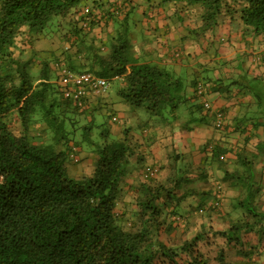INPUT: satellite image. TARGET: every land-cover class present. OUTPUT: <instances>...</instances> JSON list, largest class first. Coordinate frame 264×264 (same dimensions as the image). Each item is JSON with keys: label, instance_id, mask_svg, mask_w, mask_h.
Segmentation results:
<instances>
[{"label": "trees", "instance_id": "obj_1", "mask_svg": "<svg viewBox=\"0 0 264 264\" xmlns=\"http://www.w3.org/2000/svg\"><path fill=\"white\" fill-rule=\"evenodd\" d=\"M146 2L151 8L177 7L201 17L200 35L218 44L217 51L219 44L238 48L229 33L234 23L243 26L240 42L252 46L251 51L264 43V0ZM107 6L120 7L116 18L123 19H117L120 28L107 41L95 44L90 39L93 29L115 19L112 13L102 14ZM86 8L100 15L85 14ZM135 8L131 0H0V264H210L211 254L199 244L212 245V237L221 236L232 246L243 243L244 233L255 232L259 244L264 242L253 161L244 156L243 169L232 177L226 172L229 180L237 177L238 186H244L242 219L227 232L202 231L189 237L188 218L180 206L196 190L176 152L164 177V168L150 161L143 150L147 145L135 138L134 128L124 129L117 138L112 111L90 109L91 98L80 106L65 97L59 85L62 67L75 74L91 72L111 83L107 96L114 91L133 113L146 110L159 116L161 125L175 128L181 104L189 101L185 84L162 62L137 60L128 23ZM221 31L225 34H216ZM245 74L255 85H241L242 95L254 96L262 119L253 125L264 132V74ZM206 85L208 97L225 92L221 84ZM105 94L96 97L100 103ZM194 99L199 103L192 111L197 109L202 120L213 119L217 130L226 132L227 126L218 125L219 114L223 124L228 118L226 111L208 108L198 95ZM189 122L184 124L187 129ZM101 124L107 128L100 133ZM151 125H156L153 119L143 126ZM261 145L259 152L264 150V142ZM212 149L213 156L221 152L219 159L227 160L220 146ZM91 154L96 161L89 175L84 173V159ZM147 168L157 169L158 175L148 177ZM219 192L224 197L223 186ZM209 209L214 210L211 205L198 212L203 217ZM248 244L257 247L253 241ZM255 253L244 249L237 264H261L264 253L254 262ZM215 260L224 264V253Z\"/></svg>", "mask_w": 264, "mask_h": 264}, {"label": "crops", "instance_id": "obj_2", "mask_svg": "<svg viewBox=\"0 0 264 264\" xmlns=\"http://www.w3.org/2000/svg\"><path fill=\"white\" fill-rule=\"evenodd\" d=\"M131 1L136 6L134 12L128 17L130 21L128 22L129 26L131 25L130 23H134L131 25L132 29L134 28V32H132L134 33V44H141L138 42L144 38H146V43L152 42L149 46L150 49L144 48L143 52L141 47H137L136 45L137 55L144 56L145 54L150 59L162 62L167 67L177 66L175 67V72H179L178 77L184 82L185 95L189 98L188 102L181 104L180 110L186 109L185 113L188 114L191 129L182 126L184 124L177 126L178 123L175 124L174 129L163 125H151L145 128L143 126L144 122L142 123V119L146 120L145 117L140 112L133 113L130 107L117 94H114V91L113 93L111 91L108 96L105 94L107 97L103 98L104 101L102 103L99 102V98H96V96H90L89 98L92 101L90 109H100L99 112L112 111V121L113 117L117 118V122L113 121L114 123H112V131L117 138L123 137L124 129L134 128L135 138L138 141L140 140V142L144 141L147 145L143 150L150 154V161L152 160L151 162L164 168V177L169 172L166 168L173 161L172 154L176 152L181 158L182 167L189 175L191 174V179L193 180L192 185L195 187L194 190H196L194 196L184 200L180 206L181 212L188 218V226L191 229L189 237H193L197 233H202V231L203 233L206 231L209 232L210 230L214 232H227L232 225L241 220L245 215L240 206L245 193L242 190L244 186L241 185V188L238 186L239 182L236 181L237 177L229 180L237 169H243L240 161H242L244 156L255 163L257 184L255 187L256 203L258 208L264 212V150L259 152V146L261 144L263 145L264 142V132L258 131V127L253 125L255 122L260 123L262 112L256 111L255 107L257 103L254 96L252 94L242 95L243 91L241 89V85L253 87L252 83L249 84L246 78V71L252 75L264 74V43L259 47H254L253 51L256 50V52L251 51L252 46L248 47L240 42L243 38L241 36L243 26L237 23L232 24L231 32L226 29L224 31L229 32L233 36L238 48L229 43L220 44L219 51L217 52L225 63V66L221 68L223 69V73L218 71V67H213V75L207 78H199L193 72L195 66L184 61V58L186 55H190V59H193L198 57L199 53L203 50L214 49L207 39L203 40L202 38L200 41H195L190 36L191 32L187 30L197 28L199 24H202L201 20H199V23L197 21L191 22V20L186 21L184 18L182 19L179 16L181 12L177 7L175 9L170 7L167 10H163L149 7L146 2L147 0ZM108 7L102 10V14L112 13L115 15V19L112 21L105 20V22H101L100 26L93 29L92 33H90V38L95 44H99L98 39L103 40V42L107 41L109 34L114 33L120 28V23L117 19L123 18H116L115 8ZM224 31L217 32L216 34L224 35ZM135 33H138V35L136 34L135 36ZM208 37L213 38V34L209 33ZM249 40L254 45L255 40ZM203 42L205 47H202ZM251 52L256 55L255 57L259 58V60H256L257 62H255V57H252L253 54ZM248 53L251 55H248ZM241 55H244V57L242 58L243 60L239 61ZM168 59L171 62L170 66L167 65ZM199 62L201 61L199 60ZM213 64H215V61ZM204 67L212 70V68H208L206 65ZM183 69H186L187 74L194 76L191 85H187L185 76L180 72ZM225 76L226 78L223 79ZM202 80L207 81L213 86L221 84L225 91L223 93L214 92L209 94L208 100L212 103L216 111L224 110L228 114V118L223 124L227 126L226 132L218 131L213 119L202 120L203 115L197 109L194 108L192 111V108L199 103L194 97L197 95L196 85L198 81L201 82ZM261 83L260 85L263 86L264 83ZM243 96L244 98L242 99L241 97ZM238 99H242L243 102L241 101V104L238 103ZM193 112L195 113L194 117H191V113ZM180 120L181 118L178 121ZM246 128L250 129V131ZM143 129H146L144 130L146 139H143ZM263 129L261 127L262 131H264ZM244 130H248L249 132L247 131L245 133ZM259 132L260 137H258ZM256 134H258L257 137H255ZM248 139H250L249 142H247ZM215 145L220 146L221 150L225 151L224 154L227 157L226 162H222L219 159L221 152L213 156L212 148ZM233 151H240L239 154L241 156L233 155V153H236ZM94 168H92L90 173H87L84 167V173L91 175ZM134 170V179H136L137 168L134 167ZM139 170L138 173H141V169ZM227 171L231 175L229 178H227L228 176L226 177ZM217 183L223 186L224 197L221 201L224 209L223 213L215 207L217 202L216 195L219 192ZM211 205L214 210H207L202 217L198 211L202 208L211 207ZM210 236H213V234H210ZM258 236L255 232L249 233L248 235L244 233L243 243L239 245L235 243L232 246L223 237L216 236V238H211L212 245L201 242L199 246L201 250L211 254L212 262L210 264H221L220 261L215 260L219 253H224V264H237L242 260L238 253L243 252L244 249H251L252 251L256 249L253 261L258 262L260 253H264V242L259 244L260 236ZM250 241L255 242L253 245H257V247L249 245L248 243ZM261 264H264V257L261 260Z\"/></svg>", "mask_w": 264, "mask_h": 264}, {"label": "rangeland", "instance_id": "obj_3", "mask_svg": "<svg viewBox=\"0 0 264 264\" xmlns=\"http://www.w3.org/2000/svg\"><path fill=\"white\" fill-rule=\"evenodd\" d=\"M200 14V13H199ZM181 15V17L182 18H184L186 21H190L191 20V22H195V21H197V22H199V20H201L200 18H197V17H195L194 15L193 16H191V15H189V13L187 12V13H181L180 14ZM179 15V16H180ZM179 16H177V17H179ZM200 23V22H199ZM131 25H133L134 23H130ZM130 25V30H131V35H132V41H134V33H132V32H134V28L132 29V26ZM129 27V26H128ZM200 28H201V24H199V26L197 27V28H195V29H191V30H189V29H187L188 30V32H191V34H190V36L195 40V41H200L203 37H202V34L200 35V33H202L201 32V30H200ZM136 34L138 35V33H135V36H136ZM199 34V35H198ZM91 39V38H90ZM143 40H145V41H143ZM143 40H140L138 43H141V44H134V42H133V45H137V47L138 46H140L141 47V49H142V52L144 51V48H149L150 49V44L152 43V42H148V43H146V38H144ZM205 42V41H204ZM204 42L202 43V47H205V44H204ZM209 45V44H208ZM211 46H213L214 47V49H208V50H203V51H201V53H199V56L198 57H195V58H193V59H190V55L188 56V55H186L185 56V58H184V61H186V62H189V64H192V66H195V68H194V70H193V72H194V74L196 75V76H198L199 78H207L208 76H210V75H213L214 74V70H213V67H218L217 69H218V71L220 72V73H223V69H221L222 67H224L225 66V63H224V61L222 60V58H220V56L218 55V52H217V49H218V44H211ZM219 46H220V44H219ZM42 47H45L44 45L42 46ZM134 51V50H133ZM137 52V51H136ZM137 54H138V52H137ZM45 56L47 57V54L45 53ZM146 60V61H151V59L148 57V56H146V55H144V56H138L137 57V60H140V61H143V60ZM199 60L201 61V62H199ZM215 61V64H213L212 65V63ZM170 64H171V62H170V59H168V66H170ZM161 65V64H160ZM207 66L208 68H212V70H210V69H207V68H205L204 66ZM175 67H177V66H174V67H168L169 69H170V71L172 72V70L173 71H175ZM180 72L185 76V78H186V81H187V85H191L192 84V78H194V76L193 75H189V74H187V71H186V69H183V70H180ZM178 71H176L175 72V76L176 77H178L179 75H178ZM182 75V76H183ZM226 78V76L225 77H223V79H225ZM202 83H203V85L205 86V89H206V84L208 83L207 81H205V80H202L201 81ZM205 82H207V83H205ZM254 85H255V83H252V86L254 87ZM185 108L184 109H181L180 110V112L177 114L178 115V117H179V119L181 118V120L180 121H177L175 124H177V126H181V124H185L186 123V121L187 120H189V117H188V114L187 113H185ZM140 114L143 116V117H145V119L146 120H143L142 119V123L144 122V124H145V122L146 121H149V120H152L153 119V122H154V124H156L157 126H159V125H161V121H162V119L159 117V116H153V115H150L149 114V112H147L146 110H142L141 112H140ZM152 118V119H151ZM112 120V119H111ZM134 120V119H133ZM103 121H101L100 123H102ZM185 122V123H184ZM141 123V122H140ZM141 123V124H142ZM174 124V125H175ZM103 125V126H102ZM98 126H102L101 128L99 127L98 128V132H102V130L104 129V128H107V125L106 124H101V125H98ZM111 126V124H108V127H110ZM182 126H184V125H182ZM223 160V159H222ZM95 161H96V159H95V155H93V154H91L90 156H88V158H86V159H84V167H85V172H87V173H90L91 172V170H92V168L94 167V165H95ZM223 162H226V160H223ZM93 165V166H92ZM245 204H246V202H244Z\"/></svg>", "mask_w": 264, "mask_h": 264}, {"label": "built area", "instance_id": "obj_4", "mask_svg": "<svg viewBox=\"0 0 264 264\" xmlns=\"http://www.w3.org/2000/svg\"><path fill=\"white\" fill-rule=\"evenodd\" d=\"M98 10L86 8L84 10L85 14H90L91 16H95L98 14ZM120 7L118 10H114L116 15H119ZM63 68V69H62ZM61 76L59 79V85L62 87V91L64 92L65 97L78 101L80 106H84V100L89 98L90 96H101L108 92L110 89L111 83L106 78H101L96 76L91 72H82V73H72L62 67ZM197 92L199 96H204L206 89L203 84H199L197 87ZM208 108H212L210 103H205ZM220 111H218L219 113ZM217 113V114H218ZM220 120L218 121V125H223L221 121L222 115L219 114ZM117 121V118H114ZM158 175L157 169L147 168V176L154 177ZM219 191L222 188V184L217 183ZM222 193L218 192L216 195L217 202L215 207L218 211L223 210V205L219 202L222 199Z\"/></svg>", "mask_w": 264, "mask_h": 264}, {"label": "clouds", "instance_id": "obj_5", "mask_svg": "<svg viewBox=\"0 0 264 264\" xmlns=\"http://www.w3.org/2000/svg\"><path fill=\"white\" fill-rule=\"evenodd\" d=\"M199 84H203V83H202V82H199V83L197 84V87H198ZM197 87H196V93H197V95L199 96V94H198V92H197ZM199 98H201L205 103H206V102L210 103V105L212 106V109L215 110V109L213 108L212 103L208 100V96L206 95V92H205L204 96H199ZM215 111H216V110H215ZM218 111H220V110H217V112H218ZM114 118H116V117H113V121H115ZM115 122H117V121H115Z\"/></svg>", "mask_w": 264, "mask_h": 264}]
</instances>
